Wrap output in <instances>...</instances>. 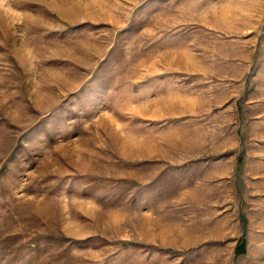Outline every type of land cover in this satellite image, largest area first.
<instances>
[{
    "label": "rangeland",
    "instance_id": "obj_1",
    "mask_svg": "<svg viewBox=\"0 0 264 264\" xmlns=\"http://www.w3.org/2000/svg\"><path fill=\"white\" fill-rule=\"evenodd\" d=\"M0 264H264V0H0Z\"/></svg>",
    "mask_w": 264,
    "mask_h": 264
},
{
    "label": "crops",
    "instance_id": "obj_2",
    "mask_svg": "<svg viewBox=\"0 0 264 264\" xmlns=\"http://www.w3.org/2000/svg\"><path fill=\"white\" fill-rule=\"evenodd\" d=\"M224 165H225V164H224ZM225 167H227V166L225 165ZM232 198L234 199L232 202H233L234 204H236V196L233 195Z\"/></svg>",
    "mask_w": 264,
    "mask_h": 264
}]
</instances>
